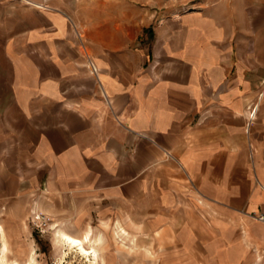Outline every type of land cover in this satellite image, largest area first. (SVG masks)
<instances>
[{
    "label": "crops",
    "instance_id": "0c3cea01",
    "mask_svg": "<svg viewBox=\"0 0 264 264\" xmlns=\"http://www.w3.org/2000/svg\"><path fill=\"white\" fill-rule=\"evenodd\" d=\"M148 4L0 0V192L45 186L117 222L92 227L98 264L136 234L152 264H264L260 0L153 26Z\"/></svg>",
    "mask_w": 264,
    "mask_h": 264
},
{
    "label": "rangeland",
    "instance_id": "374dc122",
    "mask_svg": "<svg viewBox=\"0 0 264 264\" xmlns=\"http://www.w3.org/2000/svg\"><path fill=\"white\" fill-rule=\"evenodd\" d=\"M214 1L149 0L147 7L150 15L148 17L153 26L168 12H185L191 10L194 5H198V9H200L201 5L211 4ZM135 5L141 6L140 3H135ZM260 6L262 21L264 22V0H260L258 8ZM252 9L249 8V10ZM255 14L259 13L247 11V16ZM252 21L253 18L246 20L247 23ZM13 191V187L7 185L5 191L0 192L3 197H11L12 199L9 205L0 206V223L2 222L9 241L8 259L10 262L14 260L25 262L28 256L33 254L37 264H88L85 260H78L71 255H68L65 261L60 263L61 254L66 249L57 246L55 242L54 234L57 226L64 225L73 233L80 231L82 233L88 226L93 227L97 232L104 231L107 227V232L110 233L117 228V222L108 217L81 215V200L76 197H55L47 192L45 186L42 190L38 188L32 193L28 190L23 191L20 197L19 195L9 196L14 193ZM110 243V248L104 253L108 264H152L156 260L148 259L146 255L141 253L148 248L155 253V258L158 259L159 256L157 250L153 248V239L142 234H136V237L125 240L120 237L117 239L110 238ZM129 250L132 252L128 253Z\"/></svg>",
    "mask_w": 264,
    "mask_h": 264
},
{
    "label": "bare ground",
    "instance_id": "6f19581e",
    "mask_svg": "<svg viewBox=\"0 0 264 264\" xmlns=\"http://www.w3.org/2000/svg\"><path fill=\"white\" fill-rule=\"evenodd\" d=\"M2 223V222H1ZM0 223V263L1 264H37V260L33 254L28 256L25 262L14 260L10 262L8 254L10 252L9 241L6 230ZM54 232V231H53ZM54 239L57 246L66 249L61 254L60 263H63L68 255L78 260H85L88 264H98L100 258V242L105 244V240L96 236L93 228L89 226L87 231L81 236L70 232L66 226L59 225L55 229Z\"/></svg>",
    "mask_w": 264,
    "mask_h": 264
},
{
    "label": "built area",
    "instance_id": "2783aa9c",
    "mask_svg": "<svg viewBox=\"0 0 264 264\" xmlns=\"http://www.w3.org/2000/svg\"><path fill=\"white\" fill-rule=\"evenodd\" d=\"M256 113H257V109H254V110H253V113H252V115H251V116H252V119L255 118ZM258 219H259L260 221L264 222V214H261L260 216H258Z\"/></svg>",
    "mask_w": 264,
    "mask_h": 264
}]
</instances>
